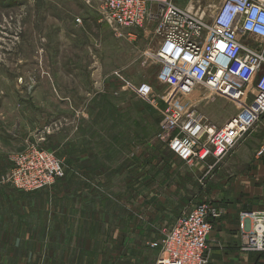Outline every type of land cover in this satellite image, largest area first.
<instances>
[{"label":"rangeland","instance_id":"374dc122","mask_svg":"<svg viewBox=\"0 0 264 264\" xmlns=\"http://www.w3.org/2000/svg\"><path fill=\"white\" fill-rule=\"evenodd\" d=\"M103 2L0 0V264L155 262L154 242L198 205L218 212L209 236L233 213L244 243L249 214L264 212L263 123L218 164L180 160L163 130L169 105L217 126L242 106L203 84L159 82L154 26L119 32ZM173 2L210 23L221 0ZM141 83L151 96L137 95ZM28 146L52 153L65 175L31 192L13 187L10 156Z\"/></svg>","mask_w":264,"mask_h":264},{"label":"built area","instance_id":"2783aa9c","mask_svg":"<svg viewBox=\"0 0 264 264\" xmlns=\"http://www.w3.org/2000/svg\"><path fill=\"white\" fill-rule=\"evenodd\" d=\"M102 7L108 23L119 32L154 26L159 82L187 90L189 81L203 84L242 106L217 126L194 110L169 105L162 113L163 130L170 151L180 160L218 164L245 131L258 122L264 125V0H221L210 23L173 0H104ZM251 87L256 95L246 103ZM135 91L142 98L153 94L147 83ZM263 154L264 147L257 151ZM9 160L7 181L22 191L48 187L65 175L57 157L35 146L13 153ZM217 216V210L206 204L180 216L154 242L155 264H208L210 218ZM249 216L253 224L243 247L264 252V212Z\"/></svg>","mask_w":264,"mask_h":264},{"label":"crops","instance_id":"0c3cea01","mask_svg":"<svg viewBox=\"0 0 264 264\" xmlns=\"http://www.w3.org/2000/svg\"><path fill=\"white\" fill-rule=\"evenodd\" d=\"M223 216L224 218L219 219L220 222L209 236L208 264H264V252L243 247L246 238L240 229L239 217L233 213L227 215L224 213ZM74 235L76 236V232ZM93 257L75 259L72 264H155L154 260L152 262L143 259L115 261Z\"/></svg>","mask_w":264,"mask_h":264},{"label":"bare ground","instance_id":"6f19581e","mask_svg":"<svg viewBox=\"0 0 264 264\" xmlns=\"http://www.w3.org/2000/svg\"><path fill=\"white\" fill-rule=\"evenodd\" d=\"M191 86V85H190Z\"/></svg>","mask_w":264,"mask_h":264}]
</instances>
